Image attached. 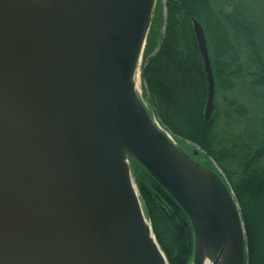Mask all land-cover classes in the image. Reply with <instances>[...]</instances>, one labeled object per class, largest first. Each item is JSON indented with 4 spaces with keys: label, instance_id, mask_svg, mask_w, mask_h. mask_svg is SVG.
<instances>
[{
    "label": "water",
    "instance_id": "95a60500",
    "mask_svg": "<svg viewBox=\"0 0 264 264\" xmlns=\"http://www.w3.org/2000/svg\"><path fill=\"white\" fill-rule=\"evenodd\" d=\"M153 4L0 0V264H167L130 159L186 215L191 264H245L231 191L178 149L137 99ZM192 30L208 122L211 63L195 20Z\"/></svg>",
    "mask_w": 264,
    "mask_h": 264
},
{
    "label": "trees",
    "instance_id": "16d2710c",
    "mask_svg": "<svg viewBox=\"0 0 264 264\" xmlns=\"http://www.w3.org/2000/svg\"><path fill=\"white\" fill-rule=\"evenodd\" d=\"M165 11L159 49L140 70L149 106L163 129L197 147L204 165L214 171L213 164L217 167L241 215L245 264H264L261 20L247 7L228 11L222 0H166ZM192 20L202 27L214 81V110L208 122L203 117L206 76ZM130 167L144 216L167 264H191L193 233L186 215L132 159Z\"/></svg>",
    "mask_w": 264,
    "mask_h": 264
},
{
    "label": "rangeland",
    "instance_id": "374dc122",
    "mask_svg": "<svg viewBox=\"0 0 264 264\" xmlns=\"http://www.w3.org/2000/svg\"><path fill=\"white\" fill-rule=\"evenodd\" d=\"M224 2V6L227 7V10L230 11L231 8L234 6H240V7H247L250 10V13L255 12L257 17L261 20V23H259V28L262 31V49H263V54H264V0H222ZM165 3L166 0H154L153 8H152V14H151V23L150 27L148 29L146 41L143 47V51L141 54V59L138 62L137 70L135 73V93L137 96V99L139 100L140 104L144 107L146 112L156 121L158 124L157 120L154 118V115L152 113V110L149 106V102L147 100V89L145 83L141 80L140 78V70L142 65L146 63V61L150 58H152L158 51L163 33H164V25H165V18H166V11H165ZM161 11L160 16H158V11ZM158 17V18H157ZM154 18H157V23L153 24ZM149 39V40H148ZM147 40L149 43L147 45ZM146 50V56L143 58V53ZM160 127V125L158 124ZM161 128V127H160ZM165 130V129H164ZM166 131V130H165ZM168 134L169 138L171 139L172 143L181 151L189 155L196 163H199L203 167H207L204 165L201 161L203 158V153L195 146L191 145L188 142H182L180 140H177L175 137H173L169 132L166 131ZM193 152H196V155L193 156ZM199 156V157H198ZM198 157V159H196ZM208 161L211 162L210 159H207ZM212 163V162H211ZM213 164V163H212ZM215 172L218 174L220 178L223 179L222 175L218 171L217 167L213 164ZM260 166L264 168V159L261 161ZM209 168V167H207ZM133 183H134V178L131 173ZM221 179V180H222ZM224 182V181H223ZM135 185V184H134Z\"/></svg>",
    "mask_w": 264,
    "mask_h": 264
},
{
    "label": "bare ground",
    "instance_id": "6f19581e",
    "mask_svg": "<svg viewBox=\"0 0 264 264\" xmlns=\"http://www.w3.org/2000/svg\"><path fill=\"white\" fill-rule=\"evenodd\" d=\"M36 3H41L43 0H32ZM186 169H188V171L192 170L193 171V168L187 163L186 165ZM195 174H200V172H194ZM204 264H212V263H209L208 261H205ZM217 264H224V258L220 259V261L217 263Z\"/></svg>",
    "mask_w": 264,
    "mask_h": 264
}]
</instances>
